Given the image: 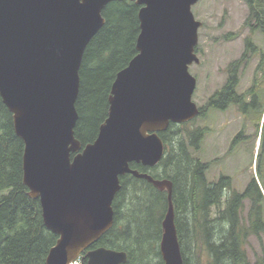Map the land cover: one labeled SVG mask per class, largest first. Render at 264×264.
I'll return each mask as SVG.
<instances>
[{
	"label": "water",
	"instance_id": "obj_1",
	"mask_svg": "<svg viewBox=\"0 0 264 264\" xmlns=\"http://www.w3.org/2000/svg\"><path fill=\"white\" fill-rule=\"evenodd\" d=\"M113 1L120 0H0V98L23 143L22 182L58 237L45 264H82V253L87 264L126 263L123 251L90 249L113 226L124 175L166 192L159 251L163 264H183L171 181L130 164L155 167L165 151L159 133L198 116L188 68L199 63L202 24L191 12L199 0H129L140 7L136 54L115 75L96 138L81 148L74 137L79 68Z\"/></svg>",
	"mask_w": 264,
	"mask_h": 264
},
{
	"label": "trees",
	"instance_id": "obj_2",
	"mask_svg": "<svg viewBox=\"0 0 264 264\" xmlns=\"http://www.w3.org/2000/svg\"><path fill=\"white\" fill-rule=\"evenodd\" d=\"M243 2V29L264 38V0ZM139 8L129 0L108 3L102 10L103 26L84 50L74 127L81 148L96 138L108 114L115 75L136 54ZM244 41L250 46V37ZM193 122L170 123L166 131L159 133L165 151L155 167L135 163L130 167L155 179L171 181L183 264H264V254L254 261L249 259L246 243L249 237L262 243L264 231L260 210L264 199L256 180L252 178L242 192L231 186L228 176L208 181L209 165L189 153L190 149L197 152L206 131L192 128ZM22 153L23 143L14 133L12 115L0 98V264H45L58 237L45 228L39 200L29 197L22 182ZM119 181L120 189L112 201L113 226L90 249L123 251L127 255L125 264H163L159 243L167 209L166 192L131 175ZM247 200L250 209L242 216V205ZM84 254L79 259L87 264Z\"/></svg>",
	"mask_w": 264,
	"mask_h": 264
},
{
	"label": "rangeland",
	"instance_id": "obj_3",
	"mask_svg": "<svg viewBox=\"0 0 264 264\" xmlns=\"http://www.w3.org/2000/svg\"><path fill=\"white\" fill-rule=\"evenodd\" d=\"M191 12L202 24L195 51L200 63L188 68L196 79L192 101L197 107L204 105L207 97L219 89L227 68L243 54L244 39L250 37L257 51L250 56L246 70L238 72L237 91L242 94L253 87L257 109L248 117L238 112L232 116L228 112L222 115L214 110L203 120L195 118L190 127L206 131L197 152L190 149L189 153L209 165L208 181L228 176L231 186L242 192L254 178L264 199V38L243 29L246 15L243 0H199L191 7ZM237 131H241V136L231 145L230 139ZM242 207L240 214L246 216L250 209L248 200ZM260 210L264 221V205ZM261 237L262 243L254 237L246 240L251 261L264 254V231Z\"/></svg>",
	"mask_w": 264,
	"mask_h": 264
},
{
	"label": "flooded vegetation",
	"instance_id": "obj_4",
	"mask_svg": "<svg viewBox=\"0 0 264 264\" xmlns=\"http://www.w3.org/2000/svg\"><path fill=\"white\" fill-rule=\"evenodd\" d=\"M244 44L245 48L243 54L236 62L231 63L227 68L224 81L221 83L219 89L215 90L207 97V102H205L204 105L198 106V118L203 120L207 117L209 112L214 110L222 115L228 112L232 116L235 112H238L240 116L248 117L257 109L255 104L257 94H254L253 87L246 93L239 94L237 91L239 85L238 72L246 70L250 56L253 55V53L250 52H253V50L257 51L252 41L250 46L246 45L245 41ZM240 133L241 131H237L231 137V145H234L240 138Z\"/></svg>",
	"mask_w": 264,
	"mask_h": 264
}]
</instances>
